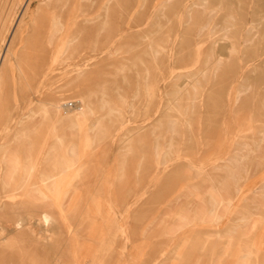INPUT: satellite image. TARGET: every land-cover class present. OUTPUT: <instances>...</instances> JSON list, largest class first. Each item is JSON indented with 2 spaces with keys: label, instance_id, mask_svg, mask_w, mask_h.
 Here are the masks:
<instances>
[{
  "label": "rangeland",
  "instance_id": "374dc122",
  "mask_svg": "<svg viewBox=\"0 0 264 264\" xmlns=\"http://www.w3.org/2000/svg\"><path fill=\"white\" fill-rule=\"evenodd\" d=\"M11 48L0 264H264V0H0Z\"/></svg>",
  "mask_w": 264,
  "mask_h": 264
},
{
  "label": "bare ground",
  "instance_id": "6f19581e",
  "mask_svg": "<svg viewBox=\"0 0 264 264\" xmlns=\"http://www.w3.org/2000/svg\"><path fill=\"white\" fill-rule=\"evenodd\" d=\"M222 1V0H221ZM223 2H225V1H223ZM47 3H49V1L47 2ZM50 4V3H49ZM66 4V3H65ZM47 6H48V4H47ZM220 8V7H219ZM34 12V11H33ZM32 13V12H31ZM61 13V12H60ZM33 14H31V16H32ZM56 15V14H55ZM54 17V16H53ZM55 18V17H54ZM59 18V17H58ZM243 22V21H242ZM244 23V22H243ZM58 23L57 22H55L54 21V23H51V26L49 27V33H50V39L52 40V38L54 37V35L56 34V32H55V30H54V28L56 27V25H57ZM208 27V26H207ZM228 27V26H227ZM258 28V27H257ZM254 29V28H253ZM5 38V37H4ZM3 38V39H4ZM47 39V38H46ZM46 41V40H45ZM71 43V42H70ZM62 47V46H61ZM231 47V46H230ZM155 50V49H154ZM0 51H1V49H0ZM157 53V52H156ZM55 57H56V55H55ZM69 57V56H68ZM12 58H13V49L11 48L10 50H9V54H8V56H7V58H6V60H5V67H4V70H3V72H4V74H3V76L2 77H0V100H1V97H2V92H4L3 90H5L6 89V87H8L9 85H10V69H9V65L11 64V65H13V60H12ZM68 61V60H67ZM19 70L21 71V67H19ZM81 71V70H80ZM4 80H5V82H4ZM151 87V86H150ZM150 90H152V89H150ZM148 91V90H147ZM104 96V95H103ZM150 97V96H149ZM103 98V97H102ZM81 101H82V99H81ZM189 105V104H188ZM188 105H187V107H188ZM172 108V107H171ZM63 118V117H62ZM30 120V122L27 124V126H26V128H24V130H23V136L25 137L26 135H25V131L27 130V129H29L30 128V130H31V128H34L35 126H36V118H30L29 119ZM187 122V121H186ZM188 123V122H187ZM190 126V125H189ZM263 132V131H262ZM70 135H72V134H74V132H70L69 133ZM263 134V133H262ZM20 135H22V134H15V138H14V148H12V150L10 151V154H9V164L11 165H14L15 163H16V160H17V155H16V151H17V147L20 145V143H21V140L19 139L20 138ZM58 139H60L61 140V138H58ZM59 140V141H60ZM263 140V139H262ZM261 140V141H262ZM255 144V143H254ZM62 145V144H61ZM243 149V148H242ZM246 150V149H245ZM237 151V150H236ZM71 152V151H70ZM251 152V151H250ZM6 154V153H5ZM4 154V155H5ZM71 154H72V152H71ZM240 156V155H239ZM239 156L237 157V158H239ZM250 156V155H249ZM4 158V157H3ZM242 158H244V159H247V158H245V157H242ZM64 159V158H63ZM238 160H236V162H237ZM239 161H242V160H239ZM230 162V161H229ZM66 164V163H65ZM65 164H63V165H65ZM67 164H68V166H66L67 168H68V170H73V168H74V166H75V163L73 162V158H69V159H67ZM238 164V163H237ZM227 165V164H226ZM225 165V166H226ZM240 165V164H239ZM235 166V165H234ZM224 167V166H223ZM237 167H238V165H237ZM242 167V166H241ZM240 167V168H241ZM246 167V166H245ZM65 168V167H64ZM226 169V168H225ZM66 170V169H65ZM245 170V169H244ZM229 171V170H228ZM234 171V170H233ZM234 173V172H233ZM239 174V173H238ZM59 175V174H58ZM241 177V176H240ZM56 178V177H55ZM234 178V177H233ZM236 179V178H235ZM51 180V179H50ZM236 181V180H235ZM226 183V182H225ZM7 185V184H6ZM240 187V186H239ZM264 188V187H263ZM238 189V188H237ZM218 190V189H217ZM218 193H219V191H218ZM190 195V194H189ZM213 195V194H212ZM42 197V196H41ZM222 197V196H221ZM211 200V199H210ZM221 200H222V198H221ZM212 201V200H211ZM258 204H260V203H258ZM214 209V208H213ZM221 209V208H220ZM225 209H226V206H224L223 208H222V210H221V212H223L224 213V211H225ZM227 210V209H226ZM213 212V211H212ZM211 213V212H210ZM213 215V214H212ZM219 215V214H218ZM195 217V216H194ZM215 217V216H214ZM185 218V217H184ZM219 218V217H218ZM36 219V218H35ZM45 219H48V216H45ZM187 220V219H186ZM219 220V219H218ZM248 220V219H247ZM252 220V219H251ZM243 221V220H242ZM246 222V221H245ZM249 222V221H248ZM244 223V222H243ZM244 255V254H243Z\"/></svg>",
  "mask_w": 264,
  "mask_h": 264
},
{
  "label": "crops",
  "instance_id": "0c3cea01",
  "mask_svg": "<svg viewBox=\"0 0 264 264\" xmlns=\"http://www.w3.org/2000/svg\"><path fill=\"white\" fill-rule=\"evenodd\" d=\"M75 157H76V155H74V154H73L71 158H73V159H74ZM124 232H125V231H124Z\"/></svg>",
  "mask_w": 264,
  "mask_h": 264
}]
</instances>
